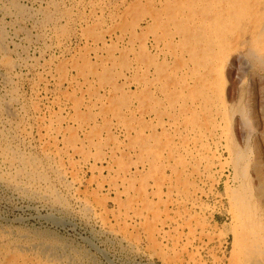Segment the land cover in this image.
Returning a JSON list of instances; mask_svg holds the SVG:
<instances>
[{
  "label": "rangeland",
  "instance_id": "374dc122",
  "mask_svg": "<svg viewBox=\"0 0 264 264\" xmlns=\"http://www.w3.org/2000/svg\"><path fill=\"white\" fill-rule=\"evenodd\" d=\"M0 241L264 264V0H0Z\"/></svg>",
  "mask_w": 264,
  "mask_h": 264
},
{
  "label": "bare ground",
  "instance_id": "6f19581e",
  "mask_svg": "<svg viewBox=\"0 0 264 264\" xmlns=\"http://www.w3.org/2000/svg\"><path fill=\"white\" fill-rule=\"evenodd\" d=\"M24 8V7H23ZM13 9V8H12ZM34 11V10H33ZM52 11V10H51ZM56 12V11H55ZM50 13V12H49ZM3 16V15H2ZM33 17V16H32ZM27 19V18H26ZM51 20V19H50ZM9 21V20H8ZM14 23V22H13ZM12 24V23H11ZM48 24V23H47ZM45 27V26H44ZM219 27V26H218ZM20 30V29H19ZM18 30V31H19ZM223 31V30H222ZM20 32V31H19ZM4 41V40H3ZM35 41V40H34ZM2 42V41H1ZM7 44V43H6ZM9 50V49H8ZM12 58V57H11ZM6 60V59H5ZM4 62V61H3ZM31 66V65H30ZM134 70V69H133ZM9 72V71H8ZM138 72V71H137ZM4 77V76H3ZM8 79V78H7ZM4 87H6V86H4ZM205 92V91H204ZM18 94V93H17ZM9 100V99H8ZM7 101V100H6ZM5 102V101H4ZM5 107V106H4ZM10 109V108H9ZM2 112V111H1ZM15 113V112H14ZM18 113V112H17ZM2 117V116H1ZM216 121V120H215ZM28 122V121H27ZM134 124V123H133ZM8 127V126H7ZM225 127V126H224ZM230 127V126H229ZM229 136V135H228ZM132 137V136H131ZM216 137V136H215ZM9 145V144H8ZM6 146V145H5ZM11 146V145H10ZM26 146V145H25ZM21 147V146H20ZM19 147V148H20ZM11 148V147H10ZM13 148V147H12ZM18 148V149H19ZM17 149V150H18ZM7 150V149H6ZM8 151H9V149H8ZM7 151V152H8ZM10 154V153H9ZM13 155V154H12ZM14 155H16V154H14ZM6 156V155H5ZM244 156V155H243ZM245 156H248L247 154L245 155ZM4 157V156H3ZM9 158V157H8ZM7 158V159H8ZM18 158V157H17ZM23 158V157H22ZM21 157L19 158V159H22ZM245 158V157H244ZM247 158V157H246ZM12 159V158H11ZM10 159V160H11ZM46 160V159H45ZM4 161H6V159L4 160ZM24 161H25V159H24ZM14 162V161H13ZM17 162V161H16ZM6 163V162H5ZM24 163V162H23ZM22 163V164H23ZM209 163V162H208ZM9 165V164H8ZM18 165V164H17ZM51 165V164H50ZM228 165V164H227ZM19 166V165H18ZM36 166V165H35ZM23 167V166H22ZM21 167V168H22ZM33 167V166H32ZM24 168V167H23ZM55 168V167H54ZM2 169V168H1ZM29 169V168H28ZM51 169H52V167H51ZM22 170V169H21ZM32 170V169H31ZM35 170V169H34ZM17 171H18V168H17ZM20 171V170H19ZM29 171V170H28ZM129 171V170H128ZM15 172H16V170H15ZM34 172V171H33ZM20 172H18V174H19ZM51 174V173H50ZM5 175V174H4ZM9 175V174H8ZM17 175V174H16ZM20 175V174H19ZM56 175V174H55ZM3 176V175H2ZM60 176V175H59ZM64 176V175H63ZM69 176V175H68ZM12 177V176H11ZM26 177V176H25ZM2 178H4V176L2 177ZM7 178V177H6ZM24 178V177H23ZM30 178V177H29ZM40 178V177H39ZM46 178V177H45ZM64 178V177H63ZM5 179V178H4ZM16 179V178H15ZM20 179V178H19ZM18 179V180H19ZM51 179V178H50ZM230 179V178H229ZM7 180V179H6ZM14 180V179H13ZM40 180V179H39ZM41 181V180H40ZM50 181H52V180H50ZM62 181V180H61ZM237 181V180H236ZM2 182V181H1ZM14 182V181H13ZM18 182V181H17ZM39 182V181H38ZM67 182V181H66ZM33 183V182H32ZM43 183H45V182H43ZM53 183V182H52ZM7 184H9V183H7ZM6 184V185H7ZM19 184V183H18ZM17 184V185H18ZM25 184V183H24ZM47 184V183H46ZM230 184V183H229ZM3 185V184H2ZM33 185V184H32ZM50 185V184H49ZM68 185V184H67ZM8 186V185H7ZM30 186V185H29ZM14 187V186H13ZM40 187V186H39ZM43 187V186H42ZM48 187H50V186H48ZM15 188V187H14ZM38 188V187H37ZM71 188V187H70ZM43 189V188H42ZM47 189V188H46ZM45 189V190H46ZM29 190V189H28ZM37 190V189H36ZM48 191V190H47ZM49 191H51V190H49ZM79 191V190H78ZM81 191V190H80ZM230 191V190H229ZM38 192V191H37ZM53 192V191H52ZM84 192V191H83ZM17 193H19V192H17ZM33 193V192H32ZM54 193V192H53ZM16 194V193H15ZM51 194V193H50ZM85 194V193H84ZM44 196H45V194H43ZM68 195V194H67ZM76 195V194H75ZM86 195V194H85ZM262 195V194H261ZM25 196V195H24ZM31 196V195H30ZM42 196V195H41ZM71 196H72V194H71ZM90 195H88V197H89ZM48 197V196H47ZM46 197V198H47ZM58 197V196H57ZM59 197H61V196H59ZM64 197V196H63ZM72 197H74V196H72ZM78 197V196H77ZM55 198V197H54ZM81 198V197H80ZM75 199V198H74ZM79 199V198H78ZM82 199V198H81ZM83 199H85V198H83ZM95 199V198H94ZM97 200V199H96ZM67 201V200H66ZM86 201V200H85ZM93 201V200H92ZM91 201V202H92ZM46 202V201H45ZM44 202V203H45ZM61 202V201H60ZM59 202V203H60ZM79 202V201H78ZM84 202V201H83ZM47 203V202H46ZM45 203V205H47ZM48 203H50V202H48ZM62 203V202H61ZM65 203V202H64ZM81 203V202H80ZM42 204V203H41ZM68 204H69V202H68ZM67 204V205H68ZM72 204V203H71ZM88 204V203H87ZM43 205V204H42ZM62 205V204H61ZM65 205V204H64ZM95 205V204H94ZM52 206V205H51ZM72 206V205H71ZM90 206V205H89ZM48 207V206H47ZM64 207V206H63ZM73 207V206H72ZM86 207H87V205H86ZM91 207V206H90ZM98 207V206H97ZM99 207H100V205H99ZM49 208V207H48ZM53 208V207H52ZM59 208V207H58ZM96 208V207H95ZM54 209V208H53ZM100 209V208H99ZM65 210H66V208H65ZM53 211V210H52ZM58 211H60V210H58ZM93 211V210H92ZM65 212V211H64ZM68 213V212H67ZM75 213H78V212H75ZM100 213H102V212H100ZM104 213V212H103ZM109 213V212H108ZM168 213V212H167ZM72 214V213H71ZM79 214H80V212H79ZM53 215V214H52ZM52 215H47V216H45L46 217V219L48 220V221H52V220H54V221H52L53 223H55V225H62L63 226V224L65 225L66 223H67V221H63V220H61V219H59V218H57V217H54V218H52L53 216ZM55 216V215H54ZM64 216V215H63ZM79 216V215H78ZM92 216H93V214H92ZM99 216V215H98ZM106 216V215H105ZM80 217V216H79ZM101 217V216H100ZM107 217H109V216H107ZM74 218V217H73ZM76 218V217H75ZM104 218V217H103ZM108 220H109V218H107ZM20 220V219H19ZM65 220V219H64ZM102 219H100V221H101ZM22 220H20V222H21ZM70 221V220H69ZM68 221V222H69ZM106 221V220H105ZM116 221V220H115ZM104 222V221H103ZM122 223V222H121ZM102 225V224H101ZM112 225V224H111ZM116 225V224H115ZM71 226V225H70ZM111 227V226H110ZM116 227V226H115ZM131 227V226H130ZM103 228H104V226H103ZM109 228V227H108ZM112 228H113V226H112ZM121 229V228H120ZM131 229H133L134 230V228H131ZM155 229V228H154ZM114 230V229H113ZM122 230H123V228H122ZM152 230V229H151ZM243 230V229H242ZM13 231V230H12ZM50 231V230H49ZM119 231H121V230H119ZM150 231V230H149ZM200 231V230H199ZM4 232V231H3ZM8 232V231H7ZM19 232V231H18ZM96 232V231H95ZM151 232V231H150ZM236 232V231H235ZM247 233H248V231H246ZM14 233V232H13ZM119 233V232H118ZM126 233V232H125ZM125 233H123V234H125ZM22 234V233H21ZM27 234H29V233H27ZM37 234V233H36ZM35 234V235H36ZM151 234H152V232H151ZM15 235V234H14ZM26 235V234H25ZM35 235H33V236H35ZM45 235V234H44ZM110 235V234H109ZM28 236H30V235H28ZM41 236H42V234H41ZM128 236V235H127ZM208 236H210V235H208ZM11 237V236H10ZM21 237V236H20ZM40 237V236H39ZM45 237V236H44ZM150 237V236H149ZM149 237H148V239H149ZM9 238V237H8ZM16 238V237H15ZM22 238V237H21ZM26 238V237H25ZM24 238V239H25ZM32 238V237H31ZM131 238V237H130ZM155 238V237H154ZM37 239H39V238H37ZM92 239V238H91ZM133 239H134V236H133ZM11 240V239H10ZM10 240H9V242H10ZM48 240V239H47ZM3 241V240H2ZM2 241H0V242H2ZM23 241V240H22ZM26 241V240H25ZM133 241H135V240H133ZM4 242V241H3ZM15 242H17V241H15ZM33 242H34V240H33ZM39 242V241H38ZM130 242H131V239H130ZM137 242V241H136ZM243 242V241H242ZM91 243V242H90ZM19 244V243H18ZM29 244V243H28ZM89 244V243H88ZM94 244V243H93ZM139 244V243H138ZM30 245V244H29ZM42 245V244H41ZM136 245V244H135ZM145 245V244H144ZM2 246V245H1ZM15 246V245H14ZM17 246V245H16ZM25 246V245H24ZM94 246H95V244H94ZM148 246V245H147ZM6 247V246H5ZM11 247V246H10ZM9 247V248H10ZM26 247V246H25ZM36 247V246H35ZM40 247V246H39ZM42 247V246H41ZM99 247V246H98ZM61 248V247H60ZM151 248V247H150ZM149 248V249H150ZM40 249V248H39ZM155 249V248H154ZM258 249V248H257ZM9 250V249H8ZM12 250V249H11ZM27 250V249H26ZM151 250V249H150ZM156 250V249H155ZM17 251V250H16ZM44 251V250H43ZM259 251V250H258ZM1 252V251H0ZM4 252V251H3ZM15 252V251H14ZM13 252V253H14ZM40 252H41V250H40ZM150 252V251H149ZM148 252V253H149ZM156 252V251H155ZM155 252H154V254H155ZM13 253H9L8 255H6L5 256V261H4V264H35L34 262L33 263H30V259H31V256H30V258L28 259L27 257H25L24 258V256L23 255H20V257H22L23 258V260L22 261H20L19 260V258L17 257V253L16 254H13ZM22 253V252H21ZM43 253V252H42ZM158 252H156V254H157ZM44 254V253H43ZM178 254V253H177ZM109 255V254H108ZM1 256V255H0ZM155 256V255H154ZM167 256V255H166ZM51 257V255H49L48 256V258H49V260H47V264H49V261L51 262L52 260V258H50ZM156 257H157V259H159L158 257L159 256H157L156 255ZM155 257V258H156ZM162 257V256H161ZM182 257V256H181ZM78 258V257H77ZM154 258V257H153ZM163 258V257H162ZM165 258V257H164ZM21 259V258H20ZM110 259V258H109ZM235 259V258H234ZM161 260V259H160ZM167 260V259H166ZM165 260V261H166ZM169 260V259H168ZM172 260V259H171ZM170 260V261H171ZM176 260V259H175ZM180 260V259H179ZM59 261V260H58ZM169 261V262H170ZM247 261V260H246ZM245 261V262H246ZM65 262V261H64ZM67 262V261H66ZM66 262L64 263V264H66ZM162 262V261H161ZM55 263V262H54ZM61 263V262H60ZM174 263V262H173ZM244 263V262H243ZM250 263V262H249ZM37 264H40V262L39 263H37ZM166 264V263H165ZM179 264V263H178ZM240 264V263H239Z\"/></svg>",
  "mask_w": 264,
  "mask_h": 264
}]
</instances>
